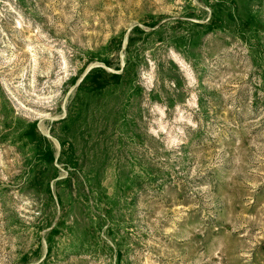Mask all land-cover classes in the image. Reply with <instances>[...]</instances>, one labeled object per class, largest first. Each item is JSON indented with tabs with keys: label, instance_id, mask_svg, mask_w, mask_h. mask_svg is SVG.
I'll return each instance as SVG.
<instances>
[{
	"label": "rangeland",
	"instance_id": "1",
	"mask_svg": "<svg viewBox=\"0 0 264 264\" xmlns=\"http://www.w3.org/2000/svg\"><path fill=\"white\" fill-rule=\"evenodd\" d=\"M0 264H264V0H0Z\"/></svg>",
	"mask_w": 264,
	"mask_h": 264
}]
</instances>
